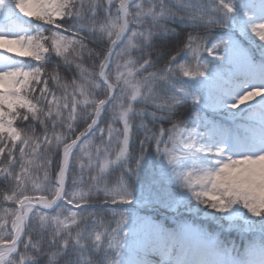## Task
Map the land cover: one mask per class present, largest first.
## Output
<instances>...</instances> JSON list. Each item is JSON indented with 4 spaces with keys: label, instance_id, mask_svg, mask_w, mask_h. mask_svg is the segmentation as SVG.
I'll return each instance as SVG.
<instances>
[{
    "label": "snow or ice",
    "instance_id": "6c2138e0",
    "mask_svg": "<svg viewBox=\"0 0 264 264\" xmlns=\"http://www.w3.org/2000/svg\"><path fill=\"white\" fill-rule=\"evenodd\" d=\"M0 264H264V0H0Z\"/></svg>",
    "mask_w": 264,
    "mask_h": 264
}]
</instances>
